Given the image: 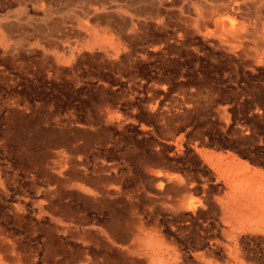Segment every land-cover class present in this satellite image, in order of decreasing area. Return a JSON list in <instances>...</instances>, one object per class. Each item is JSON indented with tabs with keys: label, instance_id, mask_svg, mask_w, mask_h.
Instances as JSON below:
<instances>
[{
	"label": "rangeland",
	"instance_id": "obj_1",
	"mask_svg": "<svg viewBox=\"0 0 264 264\" xmlns=\"http://www.w3.org/2000/svg\"><path fill=\"white\" fill-rule=\"evenodd\" d=\"M0 264H264V0H0Z\"/></svg>",
	"mask_w": 264,
	"mask_h": 264
}]
</instances>
